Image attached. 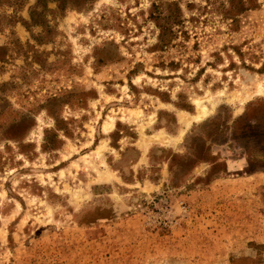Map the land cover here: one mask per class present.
Segmentation results:
<instances>
[{"label":"rangeland","instance_id":"rangeland-1","mask_svg":"<svg viewBox=\"0 0 264 264\" xmlns=\"http://www.w3.org/2000/svg\"><path fill=\"white\" fill-rule=\"evenodd\" d=\"M40 2L0 0V264H264V0Z\"/></svg>","mask_w":264,"mask_h":264},{"label":"trees","instance_id":"trees-1","mask_svg":"<svg viewBox=\"0 0 264 264\" xmlns=\"http://www.w3.org/2000/svg\"><path fill=\"white\" fill-rule=\"evenodd\" d=\"M91 1V0H88ZM42 8V9H46L45 5H41L40 0H37V6L36 8H34L31 12H30V19L34 24H38V20L36 19L37 15H40L38 13V8ZM63 7H61V4L59 5L58 8L63 10ZM155 7V6H153ZM151 17L153 18V20L156 22L157 27L160 29V39L162 41L163 36L165 34L166 31H168L169 29L167 28V26L165 24H162V21H164L165 23H177V16L176 15H168L167 17L162 16L161 13L157 14V16H154V14L151 15ZM171 19H173V21H171Z\"/></svg>","mask_w":264,"mask_h":264},{"label":"bare ground","instance_id":"bare-ground-1","mask_svg":"<svg viewBox=\"0 0 264 264\" xmlns=\"http://www.w3.org/2000/svg\"><path fill=\"white\" fill-rule=\"evenodd\" d=\"M209 111L206 108H201L199 110V114L196 117L198 121L202 120L206 115H208ZM206 118V117H205ZM190 123H187L186 125L189 126Z\"/></svg>","mask_w":264,"mask_h":264}]
</instances>
